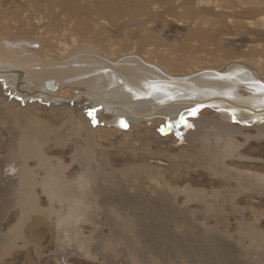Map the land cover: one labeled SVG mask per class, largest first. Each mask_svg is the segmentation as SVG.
<instances>
[{
  "label": "bare ground",
  "instance_id": "bare-ground-1",
  "mask_svg": "<svg viewBox=\"0 0 264 264\" xmlns=\"http://www.w3.org/2000/svg\"><path fill=\"white\" fill-rule=\"evenodd\" d=\"M26 1L0 10L1 200L21 217L0 249L50 215L72 238L103 224L131 245L144 216L203 235L247 213L243 264H264V0L186 9L187 30L150 8L31 14Z\"/></svg>",
  "mask_w": 264,
  "mask_h": 264
},
{
  "label": "rangeland",
  "instance_id": "rangeland-1",
  "mask_svg": "<svg viewBox=\"0 0 264 264\" xmlns=\"http://www.w3.org/2000/svg\"><path fill=\"white\" fill-rule=\"evenodd\" d=\"M7 1L8 2L3 7H0V10L4 11L3 8L6 10L8 9L11 15L19 10L17 5H23L26 0ZM63 1L64 0L26 1L24 10L26 12L31 11V14H55L70 13V11L87 12L119 9L133 11L138 8H150V10L158 12L160 10V12L163 13L161 18L165 21L176 22L180 16H184L182 21H184L183 26H186V30L189 26V21L186 20V17L193 16L196 19L203 17L202 13L195 16V11L192 12L194 8L199 10L201 4V8H203L202 6L207 7V5L214 8L211 15L224 11L228 12L222 4L226 0H194L195 5H188L186 3L188 0H161L153 3H150L149 0H110L112 2L111 6H113L111 8L102 6L98 8L94 7V5L97 6L99 4L100 0H69L68 3V0H66L67 4ZM63 3L64 5L66 4V7L61 6ZM217 3L223 7H216ZM69 5L71 6L70 9L68 8ZM186 9L189 10L188 13L190 12V15L185 17V13H187ZM238 9L239 7H236V11ZM144 17L145 16H140V18L135 17V19L130 20L125 18L124 20L122 19V21H135L134 23H136L137 21L145 20L146 18ZM177 23L178 22L175 24L178 25ZM176 36L181 37L179 34H176ZM209 48H211V45H209ZM4 178L5 176H2V179ZM7 186V184L5 185L4 182L0 181V207L4 202V200H1L3 199L1 197V191ZM3 204V207L0 208V235L5 234L21 221L20 214L17 213L16 210H11L6 207L5 202ZM238 215L239 214L221 215V224L219 222L217 229L203 232V235L201 233L202 231L199 229L181 231L175 227V229L171 228L168 226L169 224L164 217L144 216L136 220L137 225H135L139 227L137 229H139L140 235L136 237V243L133 242L131 245H124L122 237L117 238L115 236L114 238V235L111 233L113 231L108 229L109 226L107 227L103 224H101V227L91 226V228L90 225L87 227L85 224L81 225L77 223L75 226H77V228L81 227L82 229L80 228V231L85 232H81V235L77 236L78 239H75V237L72 238L69 234H62L63 232L57 229L54 222L55 216L50 215L51 217L40 219L42 222L40 221L37 225L32 226L33 230L31 232L26 230L28 227H25L26 224L23 223L25 228L23 226L22 228L25 230L26 237L18 240V246L14 248V250L5 252V250L0 249V264H243L247 259L246 256H244L245 249L247 248L245 245H247V243L244 236L240 235L242 231V226L240 224L244 223L245 225H249L253 222L252 216L247 213L240 214L241 216ZM197 216L198 215L194 217L189 216L186 220L200 219ZM260 220L264 221V217L261 216L259 221ZM255 222L256 221H254L256 230L259 233L261 232L264 237V223L262 221L258 223ZM224 223L226 226H224ZM87 230H89L88 233ZM198 231H200L201 234ZM93 232L99 233L100 237L98 238L99 235L97 233L93 234ZM35 237H39V239H35ZM240 249L244 251L241 250L243 251L241 252ZM87 250H89V252ZM132 251L137 255L138 261L132 255ZM239 257L240 260H245H241L240 262L238 259Z\"/></svg>",
  "mask_w": 264,
  "mask_h": 264
}]
</instances>
